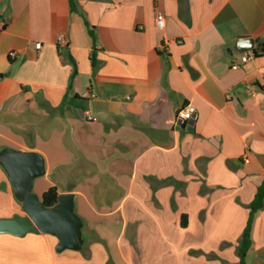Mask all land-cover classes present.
<instances>
[{
	"label": "crops",
	"instance_id": "crops-1",
	"mask_svg": "<svg viewBox=\"0 0 264 264\" xmlns=\"http://www.w3.org/2000/svg\"><path fill=\"white\" fill-rule=\"evenodd\" d=\"M75 3L0 0V152L42 155L37 195H74L85 244L0 234V264H239L264 181V51L242 63L237 42L264 45V0ZM16 215L0 165V219ZM246 262L264 264V207Z\"/></svg>",
	"mask_w": 264,
	"mask_h": 264
},
{
	"label": "water",
	"instance_id": "water-1",
	"mask_svg": "<svg viewBox=\"0 0 264 264\" xmlns=\"http://www.w3.org/2000/svg\"><path fill=\"white\" fill-rule=\"evenodd\" d=\"M237 49L241 52L253 50L255 54L260 48H255L252 38H241ZM0 165L6 171L24 213L0 219V234L23 237L29 233H42L57 238V252L81 250L85 244L83 221L75 211L74 195L60 194L57 203L48 207L34 191L35 180L46 173L42 155L5 148L0 152Z\"/></svg>",
	"mask_w": 264,
	"mask_h": 264
},
{
	"label": "trees",
	"instance_id": "trees-1",
	"mask_svg": "<svg viewBox=\"0 0 264 264\" xmlns=\"http://www.w3.org/2000/svg\"><path fill=\"white\" fill-rule=\"evenodd\" d=\"M70 6L71 10L73 12H77V7L75 0H70ZM85 26L87 28V31L89 33V36L91 37L92 43H93V54H92V64L93 66H96L95 62V52H96V43H97V36L95 32V28L91 26L86 20H85ZM259 51L255 52V55L257 56L259 53L264 51V45L259 46ZM60 54L67 59L72 65H73V73L71 76V83L74 79V77L77 75V64L74 60V58L69 55L65 54L62 50H60ZM58 190L56 187H50L42 196V200L44 204L48 207H51L55 205L58 201ZM264 207V181L262 185L258 188L257 194L255 196L254 201L250 204V218L248 220L247 226L244 229V232L242 234L239 246H238V256H239V264H247L246 257L251 247V230H252V220L255 213H257L259 210H261Z\"/></svg>",
	"mask_w": 264,
	"mask_h": 264
},
{
	"label": "built area",
	"instance_id": "built-area-1",
	"mask_svg": "<svg viewBox=\"0 0 264 264\" xmlns=\"http://www.w3.org/2000/svg\"><path fill=\"white\" fill-rule=\"evenodd\" d=\"M155 24H156V27L159 30H163L165 28V26H166L165 16L160 11H158L157 14H156ZM59 40H60V42H63L64 41V37L61 36ZM35 47H36V49H40L41 48V44L40 43L36 44ZM10 56L11 57H15L16 53L12 52L10 54ZM254 57H255V54H254L253 50L246 51L241 56V62L242 63H246V62H248L249 60H251ZM239 68H240V65L238 63H233L232 66H231V69H233V70H238ZM86 118H87L88 121H94L95 120L94 116L92 114H90L89 112H87V117ZM192 118H193V112H192V110L190 108H187V109L179 111L175 121L178 123L181 120H189V119H192ZM245 162H248V160H245Z\"/></svg>",
	"mask_w": 264,
	"mask_h": 264
},
{
	"label": "rangeland",
	"instance_id": "rangeland-1",
	"mask_svg": "<svg viewBox=\"0 0 264 264\" xmlns=\"http://www.w3.org/2000/svg\"><path fill=\"white\" fill-rule=\"evenodd\" d=\"M44 177H40V178H38L37 179V181L35 182V186H34V191L37 193V191H39V187H40V183L41 182H43L44 181V179H43ZM66 185H68V184H63V183H60L59 184V188L60 189H64L65 187H66ZM47 187V186H46ZM23 215H24V213H23Z\"/></svg>",
	"mask_w": 264,
	"mask_h": 264
}]
</instances>
